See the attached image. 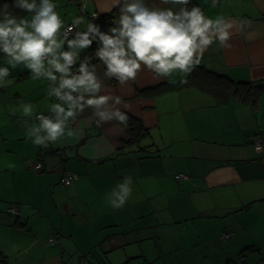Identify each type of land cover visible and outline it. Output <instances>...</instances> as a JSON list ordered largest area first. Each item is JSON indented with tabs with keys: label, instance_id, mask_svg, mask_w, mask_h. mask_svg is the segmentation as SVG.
<instances>
[{
	"label": "crops",
	"instance_id": "crops-1",
	"mask_svg": "<svg viewBox=\"0 0 264 264\" xmlns=\"http://www.w3.org/2000/svg\"><path fill=\"white\" fill-rule=\"evenodd\" d=\"M191 3L199 5L213 19L223 15L251 22L242 32H233L231 48L214 42L200 64L227 74L234 82H264V0H220L215 8L211 7L212 0ZM112 9L111 0H83L80 4L81 12L88 18ZM0 61V66L6 64L5 59ZM25 69L10 70L8 79L13 82L0 87V261L6 257L11 264H65L62 250L60 253L50 249L48 239L53 234L60 246L68 245L60 237L72 234L70 237L76 242L77 233L85 234L86 242L95 244L94 232L98 234L114 224L106 196L125 176H131L133 181L128 202L144 203L162 197L165 191L161 179H172L181 173L189 179L177 180L180 186L176 196L197 201L204 198L203 203L220 196L230 200L231 204L224 208L229 213L248 211L264 199V152L257 153L253 143V137L260 135L264 145V120L256 113L264 92L251 107L231 97L227 103L218 104L211 94L195 87L167 92L162 89L166 83L184 81L191 72L155 79L145 69L126 86H120L114 78L105 79L106 90L101 94L122 97L121 108L129 120L143 126L141 141L129 144L127 127L117 125L116 121L97 126L88 119L92 110L85 109L73 125L82 130L81 136L54 145L59 150L76 148L82 155L62 162L52 147L34 146L24 135L19 105L32 103L34 119L40 113H49L53 102L46 95L48 82L30 79ZM99 75L103 77V69H99ZM89 133L98 135L87 139ZM81 139L87 143L79 146ZM38 161L43 167L40 172L32 168ZM64 172L73 173L78 179L65 187L61 184ZM203 203L193 208L203 212ZM11 204L20 210L18 226L11 225L6 216ZM140 212H135L137 218L145 213ZM106 217L109 222L101 227L100 222ZM131 222L127 229L133 226ZM223 234L231 236L222 239ZM237 236L235 231L228 230L220 238L229 241ZM261 244L257 240L244 242L249 249L262 248Z\"/></svg>",
	"mask_w": 264,
	"mask_h": 264
},
{
	"label": "clouds",
	"instance_id": "clouds-1",
	"mask_svg": "<svg viewBox=\"0 0 264 264\" xmlns=\"http://www.w3.org/2000/svg\"><path fill=\"white\" fill-rule=\"evenodd\" d=\"M219 2L212 0L211 7ZM111 7L118 14L106 32L93 22L95 15L88 22L83 16H72L67 24L54 0H14L0 7V54L7 64L0 66V87H8L13 82L8 79L10 70L22 65L30 79L48 82L46 95L53 100L49 114L40 113L34 119L32 103L19 105L24 135L34 146L48 148L80 137L82 130L73 125L85 109L92 110L88 119L97 126L116 121L127 127L129 116L121 108L122 97L101 94L106 90L105 79L114 78L126 86L145 69L155 79L177 72L187 75L214 42L231 48L233 32H242L251 23L223 15L210 18L191 0H111ZM93 42L97 48L90 57L85 52ZM124 108L130 110L128 105ZM256 151L264 152V145H256ZM132 183L131 176H125L116 184L106 196L111 208L126 205Z\"/></svg>",
	"mask_w": 264,
	"mask_h": 264
},
{
	"label": "rangeland",
	"instance_id": "rangeland-1",
	"mask_svg": "<svg viewBox=\"0 0 264 264\" xmlns=\"http://www.w3.org/2000/svg\"><path fill=\"white\" fill-rule=\"evenodd\" d=\"M54 2L58 4V11L66 22L71 20L72 16H83L87 22V15L80 10L83 0H64L61 4H59L60 0ZM19 68L24 67L21 65ZM260 106L256 113L263 121V99ZM53 152L55 153L54 150ZM59 166L62 169L63 164ZM161 183L164 184L165 194L155 198L158 203H151L154 199L144 203L127 202L119 210L111 208V220L114 219V224H111L110 228L100 230L98 234L94 232L95 244L87 243L86 235L77 233L75 234L77 243L70 234L60 237L61 241L68 245L60 246L59 243L53 245L52 243L55 242L50 236L48 239L50 249H58L60 253L61 250L64 251L68 264H241L243 262L255 264L259 262L264 255V199L256 202L248 211L241 209L229 213L224 208L231 204L230 200L226 201L223 197L217 196L216 200L203 203L204 198H199L202 200L197 201L193 197L176 196L180 183L174 177L172 179L163 177ZM202 203L206 206L203 212L193 208L196 204ZM8 209L18 211L20 215L17 205L11 204ZM7 211H5L6 216L11 225L18 226V218H13ZM140 211L145 213L137 218L136 213H141ZM131 220L133 226L127 229ZM107 222L109 219L106 217L100 222V226ZM228 230L235 231L238 236L235 239L231 238V241H222L221 234ZM124 232L127 234L112 236ZM256 240L262 243V248L249 249L244 246L245 241ZM20 246L25 247L21 243ZM241 256L244 260H241ZM0 264L11 263L3 257Z\"/></svg>",
	"mask_w": 264,
	"mask_h": 264
},
{
	"label": "trees",
	"instance_id": "trees-1",
	"mask_svg": "<svg viewBox=\"0 0 264 264\" xmlns=\"http://www.w3.org/2000/svg\"><path fill=\"white\" fill-rule=\"evenodd\" d=\"M5 3L11 5L14 3V0H0V7H2V5ZM11 10L18 15H26V13L21 12L19 9H11ZM117 14H118L117 9L114 8L110 12L98 15V17L95 18L93 22H95L101 27V31L106 32L109 29V27L114 26L111 24V22ZM89 20H92L91 17L88 18V21ZM96 48H97V43L93 42V45L91 46L90 49L86 50L85 54L91 57L92 54H94ZM0 58H3L2 54H0ZM92 63H98V61L93 60ZM3 65L6 64L3 63ZM189 87H195L196 89L204 93L211 94L214 98L217 99L218 104L227 103L231 97L242 100L243 102L249 104L251 107H254L257 104L259 98L262 96L264 92V82H248V81L234 82L227 74L214 72L212 70L207 69L202 64L195 66L194 69L189 74V76L184 81L179 82L177 84L166 83L165 86L162 87V89H164V91L167 92L172 90L178 91ZM142 130H143V126L141 123L132 122L130 120L128 121L127 131L129 133V144L135 143L137 141L139 142V140L142 137V133H141ZM143 132H145V129ZM36 164L37 162L32 166V168L36 172L42 171L43 168L42 166L41 168H39V170H36L34 168ZM15 218H17V216H15ZM51 237L52 240L55 242L52 243L53 245L59 243L58 239L55 237L54 234ZM62 252H63L62 258H64L65 261L64 263L66 264L67 255H65L64 251Z\"/></svg>",
	"mask_w": 264,
	"mask_h": 264
},
{
	"label": "built area",
	"instance_id": "built-area-1",
	"mask_svg": "<svg viewBox=\"0 0 264 264\" xmlns=\"http://www.w3.org/2000/svg\"><path fill=\"white\" fill-rule=\"evenodd\" d=\"M93 15H95V18L98 17V14H92L91 15V18L93 19ZM44 115H48V113H43ZM39 115V114H38ZM253 143L255 145V149H256V145H263V137L260 136V135H256L253 137ZM39 166V167H38ZM41 162H37V164L34 166V168L36 170H39V168H41ZM78 179V176H76L75 174L73 173H65L63 175V178L61 180V183L64 185V186H69L73 181L77 180ZM175 179L176 180H187L189 179V176L186 175V174H177L175 175ZM13 218L17 215H19L18 211L14 210V209H8L7 211ZM231 235L229 234H223L222 235V239H228ZM52 242V240H51ZM241 260H244V257L241 256ZM241 264H248L246 262H243ZM256 264H264V258H262L258 263Z\"/></svg>",
	"mask_w": 264,
	"mask_h": 264
},
{
	"label": "water",
	"instance_id": "water-1",
	"mask_svg": "<svg viewBox=\"0 0 264 264\" xmlns=\"http://www.w3.org/2000/svg\"><path fill=\"white\" fill-rule=\"evenodd\" d=\"M93 131H96V128H93ZM88 137L87 139L89 138V136H96L98 135L97 133L96 134H87ZM142 139V138H141ZM141 139L139 141H141ZM87 143V140L85 139H81V142H78L77 145L79 146H82L84 144ZM50 147H52V149L55 151V153L57 154V157L60 159V161L62 162H65L68 158H74L76 157L77 155L78 156H81L82 153L81 152H77V149L76 148H73V147H67V148H63V149H57L56 147H54V145H51L50 144ZM54 147V148H53ZM56 149V150H55ZM209 153H212L210 151H208ZM88 161H91V162H99L98 160H89L87 159ZM103 161V159L101 160Z\"/></svg>",
	"mask_w": 264,
	"mask_h": 264
}]
</instances>
